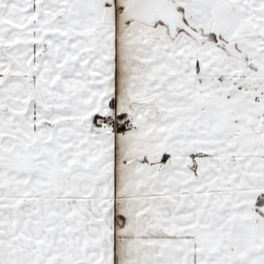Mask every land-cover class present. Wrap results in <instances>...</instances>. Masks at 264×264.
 I'll return each mask as SVG.
<instances>
[{
	"label": "snow or ice",
	"instance_id": "1",
	"mask_svg": "<svg viewBox=\"0 0 264 264\" xmlns=\"http://www.w3.org/2000/svg\"><path fill=\"white\" fill-rule=\"evenodd\" d=\"M0 264H264V0H0Z\"/></svg>",
	"mask_w": 264,
	"mask_h": 264
}]
</instances>
